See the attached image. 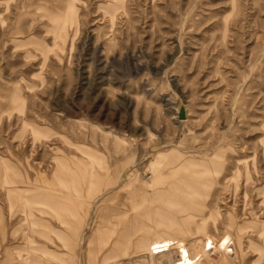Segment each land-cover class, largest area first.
Instances as JSON below:
<instances>
[{
	"label": "rangeland",
	"instance_id": "1",
	"mask_svg": "<svg viewBox=\"0 0 264 264\" xmlns=\"http://www.w3.org/2000/svg\"><path fill=\"white\" fill-rule=\"evenodd\" d=\"M177 241L264 264V0H0V264Z\"/></svg>",
	"mask_w": 264,
	"mask_h": 264
},
{
	"label": "bare ground",
	"instance_id": "2",
	"mask_svg": "<svg viewBox=\"0 0 264 264\" xmlns=\"http://www.w3.org/2000/svg\"><path fill=\"white\" fill-rule=\"evenodd\" d=\"M193 245L189 246L188 243H187V245H184L183 243H181V241H177L176 245L172 249L176 250L179 253L181 259L178 262L176 261L177 263H174L172 258L168 257V264H194V262H196L195 260H197L200 256H202L203 252L202 253L200 252V251H202V249H200L199 246L196 247V245L195 246H193ZM192 251H194L195 253L192 254L191 253ZM12 252H13V255L16 259L20 258L19 252H21V251L19 249H17V248L13 249ZM115 254H117V253H115ZM115 254L113 253L112 258H107L105 260L104 264H111L110 263L111 260H114V262H113L114 264H122L123 261L117 260L119 258Z\"/></svg>",
	"mask_w": 264,
	"mask_h": 264
},
{
	"label": "crops",
	"instance_id": "3",
	"mask_svg": "<svg viewBox=\"0 0 264 264\" xmlns=\"http://www.w3.org/2000/svg\"><path fill=\"white\" fill-rule=\"evenodd\" d=\"M232 240H233V239H232ZM235 247H236V246H234L233 249H236ZM248 247H249V246H248ZM229 254L231 255L232 252H229ZM237 257H238V253H237ZM237 257H236V259H237ZM236 259L234 260V259L230 258L228 262H226V261H225V262L228 263V264H231V262L236 261Z\"/></svg>",
	"mask_w": 264,
	"mask_h": 264
}]
</instances>
